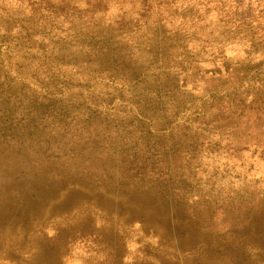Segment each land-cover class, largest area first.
I'll return each mask as SVG.
<instances>
[{"label":"rangeland","instance_id":"rangeland-1","mask_svg":"<svg viewBox=\"0 0 264 264\" xmlns=\"http://www.w3.org/2000/svg\"><path fill=\"white\" fill-rule=\"evenodd\" d=\"M0 264H264V0H0Z\"/></svg>","mask_w":264,"mask_h":264}]
</instances>
